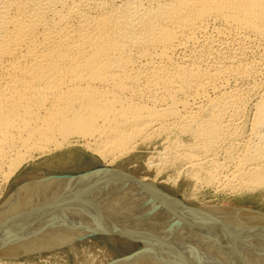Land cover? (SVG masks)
<instances>
[{
	"label": "bare ground",
	"instance_id": "obj_1",
	"mask_svg": "<svg viewBox=\"0 0 264 264\" xmlns=\"http://www.w3.org/2000/svg\"><path fill=\"white\" fill-rule=\"evenodd\" d=\"M81 143L152 146L146 163L209 182L223 157L218 184L264 189V0H0V184ZM34 180L2 203L0 253L106 226L143 243L112 264H264L259 211L177 205L111 167Z\"/></svg>",
	"mask_w": 264,
	"mask_h": 264
},
{
	"label": "rangeland",
	"instance_id": "obj_2",
	"mask_svg": "<svg viewBox=\"0 0 264 264\" xmlns=\"http://www.w3.org/2000/svg\"><path fill=\"white\" fill-rule=\"evenodd\" d=\"M139 146L120 154L121 156L115 157L116 159L111 156H102L82 143L64 150L58 149L46 155H39L26 162L7 183L0 184V210H3L2 203L4 204L12 191L26 182L34 179L35 182L43 180L54 182L60 178L80 176L99 167L100 169L111 167L117 169L130 182H139L142 179L152 181L154 186L177 205L197 208L225 207L234 209L239 214L243 213V208H247L264 215L263 188L231 189L223 186L226 175H230L232 169V163L223 160V157L220 160L225 161V166L222 165L217 171L221 179L209 182L205 174L198 178L194 172L190 173L191 170L188 172L184 169L180 173L176 168H162L164 171H160L161 169L157 166L146 163L154 150L153 147ZM220 171L223 173L220 174ZM36 179L39 180L36 181ZM220 181L223 183L218 184ZM249 216L258 219L256 214ZM96 228L84 237L72 238L68 242L56 245L57 247H51L53 246L51 245L26 254L0 253V264H112L122 259L133 258L143 246L141 241L131 240L110 231L106 226Z\"/></svg>",
	"mask_w": 264,
	"mask_h": 264
}]
</instances>
